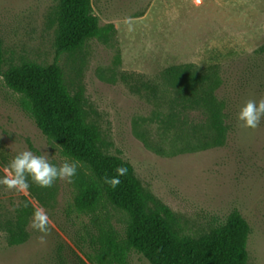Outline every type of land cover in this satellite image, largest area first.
<instances>
[{
    "label": "rangeland",
    "instance_id": "374dc122",
    "mask_svg": "<svg viewBox=\"0 0 264 264\" xmlns=\"http://www.w3.org/2000/svg\"><path fill=\"white\" fill-rule=\"evenodd\" d=\"M59 4L0 0L2 72L23 61H57L70 92H83L103 151L132 164L143 188L173 211L181 234H205L236 209L251 228L248 264H264V116L255 129L236 119L246 101L264 98V0H92L100 25L114 23L116 32L62 54ZM172 66L194 73L201 81L196 93L170 82L165 71ZM215 107L221 132L213 125ZM25 150L57 167L75 162L41 132L0 75V178ZM77 165L71 182L57 179L49 188L31 180L26 191L0 185V264H98L87 255L98 251L99 235L125 237L129 215L110 203L74 211L76 178L85 170ZM26 201L47 214L48 231L34 230L32 215L26 240L11 245L8 229ZM127 264L150 263L131 250Z\"/></svg>",
    "mask_w": 264,
    "mask_h": 264
},
{
    "label": "trees",
    "instance_id": "16d2710c",
    "mask_svg": "<svg viewBox=\"0 0 264 264\" xmlns=\"http://www.w3.org/2000/svg\"><path fill=\"white\" fill-rule=\"evenodd\" d=\"M57 23V54L76 52L88 40L107 39L116 32L114 23L100 25L92 0H60ZM260 52L264 53V46ZM2 65L0 44V75L7 86L21 95L23 108L41 132L60 146L64 156L85 169L76 178L74 211L91 213L108 202L129 215L125 237L120 238L112 230L102 232L96 239L98 251L87 255L90 261L127 264L128 254L134 250L150 264H248L251 228L241 212L233 210L224 224L200 236L181 234L173 211L143 188L132 164L103 151L98 127L87 121L83 92H70L57 61L49 65L23 61L5 72ZM165 75L191 95L201 82L187 66L169 67ZM212 117L214 127L223 131L218 107ZM117 167H126L128 171L113 188L104 178L116 176ZM34 210L29 201L18 210L15 223L8 229L11 245L26 240V227Z\"/></svg>",
    "mask_w": 264,
    "mask_h": 264
},
{
    "label": "clouds",
    "instance_id": "9594fccd",
    "mask_svg": "<svg viewBox=\"0 0 264 264\" xmlns=\"http://www.w3.org/2000/svg\"><path fill=\"white\" fill-rule=\"evenodd\" d=\"M262 116H264V98L258 101L250 99L239 108L236 119L241 127L255 129ZM77 166L76 162L65 161L57 167L44 156H37L31 151L25 150L16 154L9 161L5 169L9 174L0 178V185L10 190L26 191L29 187L28 181L31 180L41 188H49L57 179L71 182V178L76 174ZM127 171L126 167H117L115 169L116 176L105 177L104 182L115 188L120 183L119 177L126 175ZM47 224V214L40 209L34 210L31 227L46 234ZM41 242H43V237H41Z\"/></svg>",
    "mask_w": 264,
    "mask_h": 264
}]
</instances>
